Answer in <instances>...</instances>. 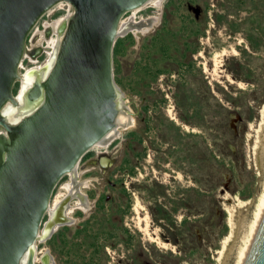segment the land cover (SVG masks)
I'll list each match as a JSON object with an SVG mask.
<instances>
[{"label": "rangeland", "instance_id": "rangeland-1", "mask_svg": "<svg viewBox=\"0 0 264 264\" xmlns=\"http://www.w3.org/2000/svg\"><path fill=\"white\" fill-rule=\"evenodd\" d=\"M157 6L125 14L122 24L159 19L144 35L121 34L114 46V80L133 123L82 157L76 183L86 207L76 205L77 196L62 205L73 208L72 219L36 243V259L47 250L54 264L235 261L264 181V0ZM70 12L61 3L39 20L20 75L48 61L44 48L57 39L50 24ZM71 182L70 175L61 179L51 208L68 196ZM227 207L236 234L223 248ZM158 208L169 221L158 218ZM50 219L46 214L41 230Z\"/></svg>", "mask_w": 264, "mask_h": 264}, {"label": "water", "instance_id": "water-1", "mask_svg": "<svg viewBox=\"0 0 264 264\" xmlns=\"http://www.w3.org/2000/svg\"><path fill=\"white\" fill-rule=\"evenodd\" d=\"M150 1L0 0V264H36V243L54 231L44 232L49 220L41 227L56 186L127 125L119 117L125 98L114 80V46L126 33L123 16ZM61 3L71 12L57 29L55 52L44 48L52 62L49 56L20 75L28 37ZM59 219L57 226L71 221ZM37 260L54 264L47 250ZM243 264H264V213Z\"/></svg>", "mask_w": 264, "mask_h": 264}, {"label": "bare ground", "instance_id": "bare-ground-1", "mask_svg": "<svg viewBox=\"0 0 264 264\" xmlns=\"http://www.w3.org/2000/svg\"><path fill=\"white\" fill-rule=\"evenodd\" d=\"M160 2H161V0H152V1H150V3H152L153 5H155L156 7H158L157 5H159L160 4ZM136 10H134V12H135ZM133 12V11H132ZM131 12V13H132ZM159 19V18H158ZM158 19H154V17L153 18H151V19H149V20H147L148 22L147 23H144V24H137V23H135V22H132V23H129L127 26L125 25L124 26V24H122V26H123V29H125V31L126 32H130V31H132V32H134V34L136 35V33H141L142 35H144L146 32H148L149 30H151L152 29V27L155 25V24H157L156 22H157V20ZM63 23V20H57V21H55V22H53L52 24H50L51 25V29H52V31H53V33H55L56 35H57V29H58V27L61 25ZM155 27V26H154ZM134 35V36H135ZM138 35V34H137ZM140 35V34H139ZM136 37V36H135ZM58 41H59V37L57 36V39L54 41V40H49V41H47L48 42V45L49 46H51L52 47V50L55 52V50H56V46H57V43H58ZM50 47V48H51ZM221 53V52H220ZM216 55V54H215ZM50 60H49V62H48V64L47 65H49L51 62H52V59H53V55H51L50 56ZM218 57H216L215 58V61H216V63H218ZM41 67V66H40ZM38 68V67H37ZM31 81V78L30 77H28V80L26 81V82H24L23 83V88H25V87H27L28 85H29V82ZM124 100L125 99H123V101L122 102H124ZM124 104H125V109H124V112H122L121 114H120V116L119 117H121V118H125V120H126V122H127V125H122L123 127H126V126H130V124H132L133 123V117L132 118H130L129 116H131L130 115V113L128 112V108L126 109V104L127 103H125L124 102ZM129 113V114H128ZM260 114H262L261 116L264 118V106L262 107V109H261V112H260ZM118 130V129H117ZM117 130L116 131H113V132H111L109 135H108V138H107V140H106V142L105 143H103V144H99V145H97L96 146V148L97 147H100V148H104V146H107L109 143H110V141L114 138V136H116V133H117ZM122 130V129H121ZM120 130V131H121ZM76 179H77V176H76V170H75V172H74V174L73 175H71V183L70 184H67L65 187H66V189H67V191H68V195H69V197L71 198L72 196H77V200H78V203L76 204L77 206H83V208H85L86 207V200H85V196H84V194H82L80 191H78V184L76 183ZM85 184V186H87V183H84ZM69 197H66L64 200H60L57 204H55L52 208L50 207V212L52 213L53 211H55L56 212V219H53L52 217H51V219H50V221L47 223V225L45 226V229H44V232H48V231H50V229H52V227H56L57 226V224L59 223L60 224V219H59V217H64V219L66 220V221H69L70 219H72V218H70L69 217V212H70V210H72L73 208H70L69 206V208L66 210L62 205L67 201L68 202V199H69ZM243 203V202H242ZM245 203V202H244ZM247 204V203H246ZM61 206H62V208H61ZM78 207V208H79ZM136 208H138V207H136ZM139 209V208H138ZM224 209H226V211L228 212V221H229V226H230V233H229V235L228 236H226L225 237V239H223V242H222V247L224 248L226 245H227V243H229V241H231L230 240V238H233L234 239V237H233V234L235 233L234 232V223H233V217H234V213H233V208L232 207H227V208H224ZM63 210V211H62ZM67 211V212H66ZM72 212V211H71ZM50 213V214H51ZM263 213H264V181H263V188H262V190H261V193H259V195H257V197H256V199H255V202H254V205H253V210H252V212H251V217H249L250 219H249V222H248V224L246 225L247 227H245L246 228V230H244L243 231V233H244V235H240L241 237H242V242H241V245L236 249L237 251L235 252L236 254H235V261H234V263L233 264H243V262H244V260H245V257H246V254H247V252H248V249H249V247H250V244H251V242H252V240H253V238H254V235H255V232H256V230H257V228H258V225H259V223H260V221H261V218H262V216H263ZM49 214V215H50ZM247 219V218H246ZM144 221L146 222V224L145 225H147V222H148V218H145L144 219ZM245 222H246V220H245ZM147 227V226H146ZM57 228V227H56ZM55 228V229H56ZM244 228V229H245ZM147 229V228H146ZM144 231H145V229H144ZM236 234V233H235ZM155 242H158V244H161V241L159 240V238L157 237V238H155ZM239 241V240H238ZM233 243H234V241H233ZM238 243V242H237ZM222 248V249H223ZM46 251V250H45ZM221 256V255H220ZM234 258V257H233ZM39 260V259H38ZM36 261H37V259H36Z\"/></svg>", "mask_w": 264, "mask_h": 264}, {"label": "trees", "instance_id": "trees-1", "mask_svg": "<svg viewBox=\"0 0 264 264\" xmlns=\"http://www.w3.org/2000/svg\"><path fill=\"white\" fill-rule=\"evenodd\" d=\"M158 213H160V214H158V218L159 219H162V220H165V221H169V217L166 214L165 210L158 208Z\"/></svg>", "mask_w": 264, "mask_h": 264}, {"label": "flooded vegetation", "instance_id": "flooded-vegetation-1", "mask_svg": "<svg viewBox=\"0 0 264 264\" xmlns=\"http://www.w3.org/2000/svg\"><path fill=\"white\" fill-rule=\"evenodd\" d=\"M129 23H132V21H129L128 23H125L124 26H125V25L127 26ZM35 49H36V48H33L32 52H30V56H31L32 58H34V57L37 56L36 53H34ZM44 51H45V50H44ZM28 53H29V50H28ZM135 115L137 116V115H138V112H137Z\"/></svg>", "mask_w": 264, "mask_h": 264}]
</instances>
